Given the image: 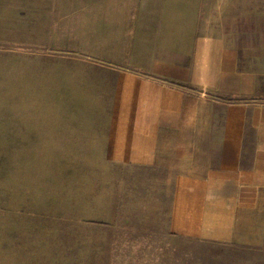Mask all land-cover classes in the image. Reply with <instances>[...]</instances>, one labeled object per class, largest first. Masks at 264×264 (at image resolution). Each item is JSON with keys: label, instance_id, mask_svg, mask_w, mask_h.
<instances>
[{"label": "rangeland", "instance_id": "rangeland-1", "mask_svg": "<svg viewBox=\"0 0 264 264\" xmlns=\"http://www.w3.org/2000/svg\"><path fill=\"white\" fill-rule=\"evenodd\" d=\"M210 3L0 0V264H264V240L198 236L203 182L128 161L162 28L207 31ZM215 110L236 144L245 112Z\"/></svg>", "mask_w": 264, "mask_h": 264}, {"label": "crops", "instance_id": "crops-1", "mask_svg": "<svg viewBox=\"0 0 264 264\" xmlns=\"http://www.w3.org/2000/svg\"><path fill=\"white\" fill-rule=\"evenodd\" d=\"M208 14L207 31L199 25L185 34L180 25L162 28L151 76L136 86L128 161L136 168L158 169L169 176L167 184L182 176L204 183L193 219L199 237L227 244L260 242L264 0H213ZM221 103L245 112L236 144L211 138L219 117L215 107Z\"/></svg>", "mask_w": 264, "mask_h": 264}]
</instances>
